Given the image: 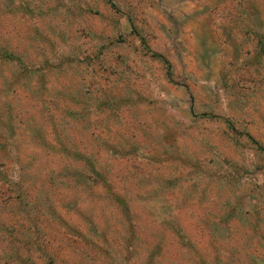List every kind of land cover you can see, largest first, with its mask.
Here are the masks:
<instances>
[{
	"label": "rangeland",
	"instance_id": "1",
	"mask_svg": "<svg viewBox=\"0 0 264 264\" xmlns=\"http://www.w3.org/2000/svg\"><path fill=\"white\" fill-rule=\"evenodd\" d=\"M0 50V264H264V0H0Z\"/></svg>",
	"mask_w": 264,
	"mask_h": 264
},
{
	"label": "trees",
	"instance_id": "2",
	"mask_svg": "<svg viewBox=\"0 0 264 264\" xmlns=\"http://www.w3.org/2000/svg\"><path fill=\"white\" fill-rule=\"evenodd\" d=\"M113 8L115 9V6H113ZM0 53L1 54H3V57L4 58H8V60H11V61H15V60H17V58L13 55V54H11V53H9L8 51H2V50H0ZM156 57H158L162 62H164L167 66V74L168 75H170V73H171V65H170V63L169 62H167L164 58H162L161 56H159V55H155ZM206 118H208V119H212V118H214L213 116H211V115H208V116H205ZM204 117V118H205ZM228 124L227 125H231L229 122H227ZM231 127V126H230Z\"/></svg>",
	"mask_w": 264,
	"mask_h": 264
}]
</instances>
